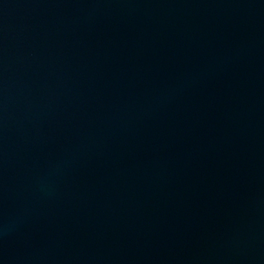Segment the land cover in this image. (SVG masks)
<instances>
[{"label":"water","instance_id":"1","mask_svg":"<svg viewBox=\"0 0 264 264\" xmlns=\"http://www.w3.org/2000/svg\"><path fill=\"white\" fill-rule=\"evenodd\" d=\"M0 264H264V0H0Z\"/></svg>","mask_w":264,"mask_h":264}]
</instances>
